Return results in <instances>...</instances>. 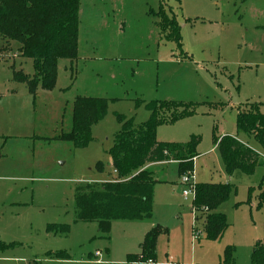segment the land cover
Here are the masks:
<instances>
[{"label": "rangeland", "instance_id": "rangeland-1", "mask_svg": "<svg viewBox=\"0 0 264 264\" xmlns=\"http://www.w3.org/2000/svg\"><path fill=\"white\" fill-rule=\"evenodd\" d=\"M241 1L80 0L81 53L105 59L76 62L71 71L68 63L64 71L62 62L66 61H61L54 88L44 91L38 86L34 97L27 87L8 82L10 69L20 63L12 45L0 53V143L2 138L6 141L0 159V231L4 241L19 244L15 250H0V264H127V256H140L146 234L157 227L162 232L152 264H222L227 246L235 249L234 264H251V243L264 240V201H259L264 185L258 188L264 168L257 167L251 176L237 172L228 178L219 154H204L217 139L235 133L237 111L264 101V53L255 56L250 48L259 47L261 33L245 31L236 23L243 10ZM160 6L162 14L176 19L186 58L180 56L171 36L161 33L159 16L148 15V10L158 12ZM246 6L262 9L264 0H249ZM100 12L109 20L106 28L97 26ZM93 41L106 44L93 47ZM81 68L83 77L76 78ZM31 72L29 62L22 64L25 76ZM92 80L99 85L94 92L88 87ZM76 97L109 101L106 116L91 130L92 141L82 149L60 140L71 129ZM155 101L194 105L187 116L157 129L164 144L199 139L196 154L201 155L193 165L195 185L234 187L219 209L229 227L220 241H210L205 235L202 222L207 212L199 209L195 222L193 197L182 198L178 164L170 161L150 168L157 182L151 218L112 222L108 240L102 238L96 223L74 222L75 187L116 179L111 173L106 178L109 158L105 153L119 130L116 116L140 125L149 118L146 105ZM19 111L30 124L26 134L17 127ZM16 135H33L34 140H20ZM251 144L259 147L254 141ZM98 162L102 172L96 170ZM50 224L67 225L69 233L48 235L45 228ZM192 226L200 231L197 240ZM48 252L65 253L67 258L48 257Z\"/></svg>", "mask_w": 264, "mask_h": 264}, {"label": "trees", "instance_id": "trees-1", "mask_svg": "<svg viewBox=\"0 0 264 264\" xmlns=\"http://www.w3.org/2000/svg\"><path fill=\"white\" fill-rule=\"evenodd\" d=\"M79 3L80 0H0V53L10 49L14 43L17 45L15 55L31 61L32 76L27 77L21 72L12 73L13 80L24 84L31 96H35L38 86L44 91L54 88L59 60L76 62ZM149 14L159 16L161 33L166 34L165 38L171 36L176 49L181 52L180 28L176 19L162 14L161 6L158 12L150 10ZM108 103L99 98L76 97L71 107V129L67 134H62L60 140L71 143L77 149L87 147L92 141V127L106 116ZM193 107V104L183 102H150L146 105L149 118L140 125L117 115L119 130L106 152L112 169L116 171V179L75 187L74 222L96 223L102 238L108 240L112 222L151 218L153 189L157 182L147 166L174 161L178 164L177 171L181 177L193 171V160L200 142L198 138L192 137L184 144L160 143L156 140L157 127L187 116ZM258 107L259 104H252L249 110L238 111L235 126L238 133L252 137L263 154L256 153L234 137L224 136L215 141L224 172L228 176L236 171L251 176L257 167H264V115L259 113ZM179 109L182 112H178ZM165 112H168L166 117ZM95 167L98 172L103 171L100 162ZM262 185L264 175L258 188ZM233 189L228 184L195 185L193 206L198 210H208L202 227L210 241L219 240L228 228L225 216L216 210L229 199ZM259 201H264V191ZM69 230L67 225L50 224L45 228L46 233L62 236H66ZM161 232L158 227L148 232L140 245V256H127V264L154 261L156 239ZM14 246L0 242V250ZM234 253L232 246L225 247L222 264H234ZM46 256L67 258L61 252H48ZM250 262L264 264V240L254 244Z\"/></svg>", "mask_w": 264, "mask_h": 264}, {"label": "crops", "instance_id": "crops-1", "mask_svg": "<svg viewBox=\"0 0 264 264\" xmlns=\"http://www.w3.org/2000/svg\"><path fill=\"white\" fill-rule=\"evenodd\" d=\"M248 1L249 0H242L241 2V6H243V10H242V12H241V14H239L238 15V17H237V21H236V23H238V25L240 26V27H243V30H250V31H253V32H255V33H261V36L259 37V47H257V48H255V46L254 45H252L250 48H254L253 49V53H254V55L256 56V55H261V54H263L264 53V8H262V9H260V8H258V7H254V8H252V9H248V7L246 6L247 4H248ZM246 7V8H245ZM241 9V8H240ZM239 9V10H240ZM151 10V9H150ZM150 10H148V15H149V11ZM239 10H237L236 11V14H238V11ZM152 12H153V10H151ZM103 12H100V14H99V16H100V18H99V24L97 25L98 27H102V28H106V26L109 24V20L108 19H106L105 17H104V14H102ZM79 20H80V10H79ZM152 16H154V15H152ZM177 22V21H176ZM103 43H105V42H99V41H93V43H92V45H93V47H95L96 45H98V46H105V44H103ZM260 43H261V45H260ZM110 45L111 44H109V43H107V46H109L110 47ZM260 47H262V48H260ZM12 52H13V54L15 55L16 54V52L14 51V50H16L17 49V45L16 44H12ZM11 52V53H12ZM183 55H185V57L184 56H182V58H186L187 57V55L186 54H184L183 53ZM181 56V55H180ZM20 57H15V60H17L18 62H20V63H18L17 64V67H12L11 69H10V74H9V80H8V82H10V81H12V82H14V80H13V78H12V73L13 72H21L22 73V64H27L28 62L30 63V65H31V68H32V64H31V61L30 60H27L28 62H26V60H22V59H19ZM105 59V57H99V56H97L96 55V53H92V54H89V55H85L84 53L82 54L81 53V42H80V32L78 33V48H77V60H76V62L78 63V62H82L83 60L84 61H87V62H93V63H98V61H103ZM61 61H66V60H59L58 61V65L61 63ZM76 62H74V63H71V62H69V61H66V62H62V65H63V67H64V71H66L67 70V66H65V63H68L69 64V68H70V71L72 70V68H73V66L75 65L76 66ZM15 64V63H14ZM98 65V64H97ZM84 68H81V71H80V73H79V75H78V72L76 71V78H79V77H83V73H84ZM95 70H96V72H99V68H98V66H97V68H95ZM30 76H32V74H33V68H32V72L31 73H28ZM23 75H25V74H23ZM28 75V76H29ZM91 75H94L95 76V74H91ZM29 76V77H30ZM96 76H99L98 74H96ZM89 78V77H88ZM15 83H17V82H15ZM18 84H20L21 86H22V88L23 87H26L24 84H22V83H18ZM74 84V83H73ZM89 88H90V92H94L95 90H96V88L98 89V87H99V85H98V83H97V81H95V80H92L91 81V83L89 84V86H88ZM21 88V89H22ZM25 92V90L24 89H22L21 90V93H24ZM27 91V90H26ZM14 94V92H12V94L11 95H13ZM18 94V90H16L15 91V94L13 95V96H15L16 97V95ZM264 101H262V102H253V104H259V107H258V109H259V111L262 113V115H264V103H263ZM25 109H26V107H25ZM240 111V110H239ZM238 112V111H237ZM237 112H236V115H237ZM19 114H20V118H19V120L17 121L18 122V125H17V127L19 128V131H23V132H25L24 134H26V132H30V124H29V121H28V119H27V116H26V114L25 115H22L21 113H20V111H19ZM236 120V119H235ZM98 125V124H97ZM96 125V126H97ZM95 127V126H94ZM94 127H92V129H94ZM234 130H235V133H233L232 135H230V137H234V138H236L238 141H240L241 143H243V144H245V145H247L249 148H251L253 151H255L256 153H258V154H262L263 153V151H262V149L260 148V147H258V148H255V147H253V145L251 144V141H254V139L252 138V137H248V136H246V135H240V134H242V133H238L237 131H236V126H235V128H234ZM28 134V133H27ZM177 135H178V133H177ZM17 137H15V138H20V140L22 139V138H25L27 141L28 140H34V136L33 135H23V136H25V137H21L20 135H16ZM182 135H179V137H181ZM224 137V136H223ZM222 138V137H221ZM220 139V138H219ZM156 140L158 141V142H160V143H162V141L160 140V139H158V129L156 130ZM2 142L0 143V159L2 158V149H3V147L5 146V144H6V141H4L3 140V138H2V140H1ZM172 142H175V143H179V142H181L180 141V139H174V140H172ZM255 142V141H254ZM256 143V142H255ZM257 144V143H256ZM258 145V144H257ZM259 146V145H258ZM111 147V146H110ZM106 152H107V150H106ZM105 152V153H106ZM213 153H218L219 154V152H218V150H217V146H216V144H214V147L212 148V149H210V150H208V151H206L204 154H206V155H208V154H213ZM201 155V153H197V156H196V158H194V160H193V165H194V162L198 159V157ZM108 156V155H107ZM220 156V155H219ZM108 158H109V156H108ZM221 159V158H220ZM170 162H172V163H175L176 164V162H174V161H170ZM157 164H159V163H155V164H151V165H148L147 166V168L150 170V168L152 167V166H154V165H157ZM222 166H223V164H222ZM108 171H106V178H107V175L109 174V173H111L112 175H113V173H112V171H113V169H112V166H111V160H110V158H109V162H108ZM223 168H224V166H223ZM264 168V167H263ZM256 170V169H255ZM238 171H236L235 173H237ZM235 173H233L231 176H228V175H226L228 178H231V177H233V175L235 174ZM195 183H197V182H195ZM206 184H210V183H206ZM220 184V183H219ZM222 184V183H221ZM224 184H227V183H224ZM197 185V184H196ZM260 191V190H259ZM26 205V204H25ZM223 205V204H222ZM220 207L221 206H219L218 207V209L216 210V212H218V213H221L220 212ZM263 219H264V216H263ZM229 228V227H228ZM262 228H263V220H262ZM264 231V230H263ZM226 232V231H225ZM224 232V233H225ZM224 233H223V235H222V237L220 238V240L223 238V236H224ZM46 234H48V235H54V234H51V233H46ZM219 240V241H220ZM218 241V240H217ZM258 241H260V240H258ZM0 242H2V243H4V244H9V243H7L6 241H4L3 239H2V234H1V231H0ZM257 242V241H256ZM255 242V243H256ZM254 243V242H253ZM253 243H251V246H252V249H253ZM254 243V244H255ZM14 244V243H13ZM19 244H17V243H15V246L14 247H12V248H10V250L9 249H7V250H5V251H11V250H15L16 248H19V246H18ZM4 260H6V261H13V262H17L18 261V259H16V258H4Z\"/></svg>", "mask_w": 264, "mask_h": 264}, {"label": "built area", "instance_id": "built-area-1", "mask_svg": "<svg viewBox=\"0 0 264 264\" xmlns=\"http://www.w3.org/2000/svg\"><path fill=\"white\" fill-rule=\"evenodd\" d=\"M112 173H113L114 176H116V171L115 170H113ZM180 185H182L184 187V189L182 190V198L184 200H188L189 197H193V201H194V199H195V183H194L193 171L185 173L184 175L181 176ZM201 210H203L204 212L208 213V210L206 208H202ZM191 212L193 213L194 220L196 222L195 215L197 213H199L200 211L198 209H196L193 206V204H192ZM202 224H203V222H202ZM199 234H200V231H198L195 228V226H192V236H193L194 240H197ZM97 255H98V253H96V256ZM147 262H148V264H152L153 263L152 260H148Z\"/></svg>", "mask_w": 264, "mask_h": 264}]
</instances>
